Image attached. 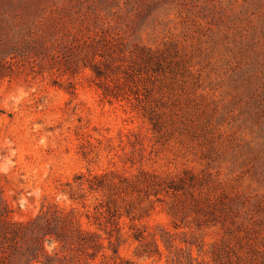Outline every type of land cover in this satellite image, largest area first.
<instances>
[{"label":"rangeland","instance_id":"1","mask_svg":"<svg viewBox=\"0 0 264 264\" xmlns=\"http://www.w3.org/2000/svg\"><path fill=\"white\" fill-rule=\"evenodd\" d=\"M43 2L118 32L126 61L148 53L158 64L116 73V98L87 68L0 78V194L10 218L57 208L85 225L99 196L88 194L85 207L70 199L76 174L143 170L181 189L117 198L145 212L121 217L115 264H264V0ZM130 224L155 233L158 254L138 253ZM103 245L93 262L112 264Z\"/></svg>","mask_w":264,"mask_h":264},{"label":"trees","instance_id":"2","mask_svg":"<svg viewBox=\"0 0 264 264\" xmlns=\"http://www.w3.org/2000/svg\"><path fill=\"white\" fill-rule=\"evenodd\" d=\"M137 50L142 52L143 48ZM147 55L134 54L126 61L122 35L103 30L78 12L71 14L67 5L43 0H0V78H10L26 67L37 74L45 69L75 74L87 68L102 95L116 98L123 92L113 91L108 84L118 78L114 77L116 73L126 79L134 72L155 71L153 67L158 62L152 63V57ZM67 84L73 94L72 84ZM73 183L79 194L70 189L68 195L72 200H81L82 207L88 194L99 196L92 212L85 213V225L73 210L57 208L41 211L25 221L12 220L0 194V264H109L106 259L93 262L99 254L105 257L104 239L111 252L109 260L115 264L119 259L121 217L132 222L139 220L144 211L134 213L128 203L120 205L117 198L132 194L157 197L159 192L178 191L182 181H161L155 174L139 170L131 178L113 171L79 173ZM128 229L131 238L139 242L138 253H159L155 233L134 224ZM159 237L166 242L161 234Z\"/></svg>","mask_w":264,"mask_h":264}]
</instances>
